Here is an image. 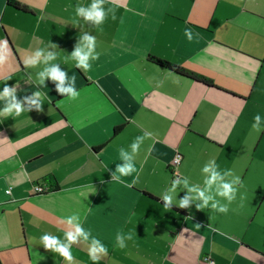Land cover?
<instances>
[{
    "label": "crops",
    "instance_id": "0c3cea01",
    "mask_svg": "<svg viewBox=\"0 0 264 264\" xmlns=\"http://www.w3.org/2000/svg\"><path fill=\"white\" fill-rule=\"evenodd\" d=\"M18 1L28 11L0 0V41L9 49L0 88L5 82L17 85L18 98L30 94L43 65L24 60L37 48L53 50L51 41L79 95L66 99L46 79L41 110L0 118V264H63L38 237L62 236L61 217L84 209V227L108 248L96 264H202L206 255L215 264H264V128L252 127L257 113L264 123V0H105L112 11L100 26L83 17L71 23L74 5L90 0ZM83 32L96 36L100 53L88 70L69 57ZM145 132L128 187L131 176L111 173L119 149L130 151ZM177 154L175 172L190 183L202 186L200 168L210 158L240 177L227 212L163 207L158 195L174 177ZM38 184L49 189L37 192ZM117 232L132 234L123 249ZM88 246L73 244L72 264H93Z\"/></svg>",
    "mask_w": 264,
    "mask_h": 264
},
{
    "label": "clouds",
    "instance_id": "9594fccd",
    "mask_svg": "<svg viewBox=\"0 0 264 264\" xmlns=\"http://www.w3.org/2000/svg\"><path fill=\"white\" fill-rule=\"evenodd\" d=\"M105 0H90L85 5L77 2L74 5V16L71 23L74 26H80L79 18L83 17L84 21H91L94 25L100 26L106 19L109 11L104 7ZM114 18V15H113ZM186 38L191 41L193 31L189 28L184 29ZM48 47L35 49L31 55L25 60L24 64L29 68H36L38 65H43L35 71L36 88L31 90L28 95H23L18 98L17 85L9 86L5 82L0 88V118L16 117L24 112H29L32 109L41 110L44 100L42 98V89L48 86L45 84L46 79L54 82L55 90L63 95L66 99H74L79 95V90L75 86L76 75L73 73L68 76V70L60 67L61 63L57 61L58 53L54 50L57 45L51 41ZM7 41H0V65H3L8 60ZM100 53L96 51V36L83 32L79 35L78 42L74 49L69 54V57L74 61V66L79 69L88 70L92 67L90 61H95ZM29 81L33 80L32 73L28 74ZM68 81L67 85L65 81ZM262 117L259 113L253 117L252 127L260 132L264 128V123L261 122ZM151 133L145 132L138 135L129 145L130 151L121 147L119 149L120 163H116L114 171H112V179L121 180L122 177L131 176L130 181H122L128 187H132L136 183V177L133 173H138L135 163V154L138 152L140 145L144 139L150 136ZM202 173V186L196 183H190L188 176L173 177L170 180L167 189L160 195L165 209H171L173 205L178 208H189L194 205L196 209H210L217 212H227L228 204L236 199L239 191L240 177L232 175L230 169L221 170L215 159H208L200 168ZM231 176L230 179L226 177ZM186 190V191H185ZM6 193H10L11 189H5ZM184 191V195L178 198V194ZM217 197H222L226 203H222ZM87 209L83 212L74 211L70 215L62 216L61 220L68 226V229L63 232L62 236L55 235L51 232H43L38 237V245H42L45 249L58 254L67 264H72L74 260L72 246L80 241H88L89 259L96 264L100 261L103 255H106L108 248L96 236L91 234V229L85 228L82 219L87 216ZM132 238L131 232H117L115 236V246L125 248V241ZM259 255V253H257ZM214 264V262H212Z\"/></svg>",
    "mask_w": 264,
    "mask_h": 264
},
{
    "label": "trees",
    "instance_id": "16d2710c",
    "mask_svg": "<svg viewBox=\"0 0 264 264\" xmlns=\"http://www.w3.org/2000/svg\"><path fill=\"white\" fill-rule=\"evenodd\" d=\"M8 3L12 6H14L15 8L19 9V10H22V11H28V8L26 5H23L21 4L18 0H8ZM150 59L159 64V65H162L166 68H169L171 70H174L182 75H185V76H188V77H191L193 79H196V80H199V81H202L206 84H212V80L208 77H205V76H202L192 70H189L183 66H180L178 64H175V63H172L166 59H162V58H159V57H156V56H153L151 55L150 56ZM122 127V125H119L117 126L116 130H119L120 128Z\"/></svg>",
    "mask_w": 264,
    "mask_h": 264
},
{
    "label": "built area",
    "instance_id": "2783aa9c",
    "mask_svg": "<svg viewBox=\"0 0 264 264\" xmlns=\"http://www.w3.org/2000/svg\"><path fill=\"white\" fill-rule=\"evenodd\" d=\"M181 162V155L180 154H177L173 159L172 161L170 162V169L171 171L174 173V177H180L176 172H175V168L180 164ZM49 188L47 186H43V185H36L35 186V190L37 192H44L46 190H48ZM200 262L202 264H212V262H214L215 264V261L214 259L210 256V255H206L204 257H202V259L200 260Z\"/></svg>",
    "mask_w": 264,
    "mask_h": 264
},
{
    "label": "rangeland",
    "instance_id": "374dc122",
    "mask_svg": "<svg viewBox=\"0 0 264 264\" xmlns=\"http://www.w3.org/2000/svg\"><path fill=\"white\" fill-rule=\"evenodd\" d=\"M253 146H254V144H253ZM253 146H252V148H254Z\"/></svg>",
    "mask_w": 264,
    "mask_h": 264
}]
</instances>
